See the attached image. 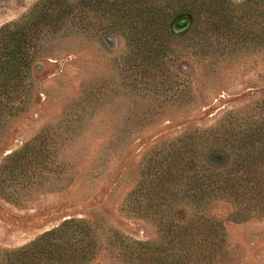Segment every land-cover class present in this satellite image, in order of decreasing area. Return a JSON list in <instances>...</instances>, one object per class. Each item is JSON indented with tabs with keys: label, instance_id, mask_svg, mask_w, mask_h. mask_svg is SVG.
Segmentation results:
<instances>
[{
	"label": "rangeland",
	"instance_id": "obj_1",
	"mask_svg": "<svg viewBox=\"0 0 264 264\" xmlns=\"http://www.w3.org/2000/svg\"><path fill=\"white\" fill-rule=\"evenodd\" d=\"M37 1L0 0V27ZM150 1L167 26L165 56L132 54L126 29L86 27V17L101 14L94 7L81 11L77 28L37 29L27 72L13 98L0 101V264L69 216L97 223L103 240L116 233L158 241L156 223L128 209L127 199L146 159L178 143L204 150L222 175L243 174L251 157L260 165L256 183L264 179V0L249 3L247 39L207 28L199 3ZM242 1L222 0V9L239 16ZM252 129L254 142L238 148ZM25 147L26 161L15 163ZM253 194L250 209L239 210L244 204L232 195L190 208L221 220V264H264V192ZM115 252L103 249L88 264H124Z\"/></svg>",
	"mask_w": 264,
	"mask_h": 264
},
{
	"label": "trees",
	"instance_id": "obj_2",
	"mask_svg": "<svg viewBox=\"0 0 264 264\" xmlns=\"http://www.w3.org/2000/svg\"><path fill=\"white\" fill-rule=\"evenodd\" d=\"M184 2L205 7L201 22L206 23L207 28H222L246 39L253 38L249 6L252 0H244L238 5L241 10L237 14L239 16L225 13L222 0ZM141 3L136 0H38L20 20L2 25L0 101L2 97L6 101L13 98L16 85L27 72L37 40L41 38L37 29L41 26L52 31L61 27L77 28L80 21H85L81 11H90L93 7L101 14L93 22L91 15L86 17V27L96 23L101 29H126L132 43V54L144 56L145 52L155 49L159 55L165 56L168 47L162 44L167 28L164 19L155 13L158 7L153 1L143 0ZM124 11L129 13L124 14ZM183 18L189 19L188 16L177 19L178 25L184 22ZM252 131L238 140V148L243 150L248 141L254 142L257 133L255 129ZM203 152L185 141L161 149L146 159L141 177L129 193L128 209L153 219L157 225L158 241L121 237L116 233L103 240L97 223L69 216L27 244L11 250L3 264H88L103 249L109 254L116 251L115 259L124 264H221L225 232L221 220L202 211L191 214V206L199 207L210 197L232 195L238 203L244 204L239 206V210L250 209L254 205L252 198L257 188L264 192V179L256 183L254 175L260 165L251 157L244 158L240 164L243 174L232 171L222 175L220 167L205 163ZM13 155L15 163L25 162L27 147ZM220 155L224 159L225 155ZM221 162L215 164L224 163ZM205 165L214 170L211 175L205 174Z\"/></svg>",
	"mask_w": 264,
	"mask_h": 264
},
{
	"label": "water",
	"instance_id": "obj_3",
	"mask_svg": "<svg viewBox=\"0 0 264 264\" xmlns=\"http://www.w3.org/2000/svg\"><path fill=\"white\" fill-rule=\"evenodd\" d=\"M184 22L187 21V18H183Z\"/></svg>",
	"mask_w": 264,
	"mask_h": 264
}]
</instances>
